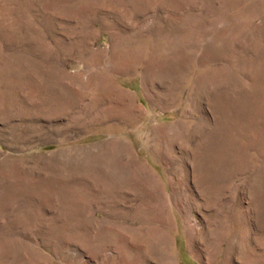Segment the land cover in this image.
Instances as JSON below:
<instances>
[{
  "label": "rangeland",
  "instance_id": "obj_1",
  "mask_svg": "<svg viewBox=\"0 0 264 264\" xmlns=\"http://www.w3.org/2000/svg\"><path fill=\"white\" fill-rule=\"evenodd\" d=\"M0 264H264V0H0Z\"/></svg>",
  "mask_w": 264,
  "mask_h": 264
}]
</instances>
